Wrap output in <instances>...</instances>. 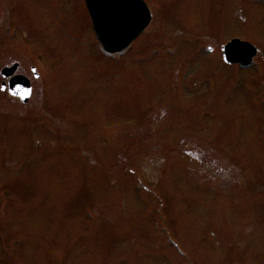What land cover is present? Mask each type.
Listing matches in <instances>:
<instances>
[{"label":"rangeland","instance_id":"374dc122","mask_svg":"<svg viewBox=\"0 0 264 264\" xmlns=\"http://www.w3.org/2000/svg\"><path fill=\"white\" fill-rule=\"evenodd\" d=\"M148 2L112 60L82 0H0V68L46 71L26 104L0 92V264H264V66L202 53L263 59L264 0Z\"/></svg>","mask_w":264,"mask_h":264},{"label":"water","instance_id":"95a60500","mask_svg":"<svg viewBox=\"0 0 264 264\" xmlns=\"http://www.w3.org/2000/svg\"><path fill=\"white\" fill-rule=\"evenodd\" d=\"M92 18L93 27L104 50L116 52L128 45L148 22L144 7L139 0H85ZM255 49L234 40L225 47V55L230 62L243 61L252 56ZM12 71L14 68L11 69ZM11 70L8 71L10 75ZM30 89L28 79L21 75L11 77L9 92L17 88ZM17 95L25 96L21 92Z\"/></svg>","mask_w":264,"mask_h":264},{"label":"flooded vegetation","instance_id":"af4514ba","mask_svg":"<svg viewBox=\"0 0 264 264\" xmlns=\"http://www.w3.org/2000/svg\"><path fill=\"white\" fill-rule=\"evenodd\" d=\"M25 68H22L21 67V64L20 63H18V69H17V73H22V74H24V75H26V76H28L26 73H25ZM29 78H30V81H31V87H32V91H31V94L33 93V82H35L36 80H39V77L37 78H35L34 76L32 77L31 75H29L28 76ZM31 77H32V79H34V81L31 79ZM0 81H3V79L1 78V80ZM2 92H5V91H2ZM31 97V96H30ZM14 99H16V97L14 98Z\"/></svg>","mask_w":264,"mask_h":264},{"label":"snow or ice","instance_id":"6c2138e0","mask_svg":"<svg viewBox=\"0 0 264 264\" xmlns=\"http://www.w3.org/2000/svg\"><path fill=\"white\" fill-rule=\"evenodd\" d=\"M0 91H7V89L0 88ZM25 93V95H30L31 94V89H23V88H17L15 91L11 92V95L15 96L18 93ZM25 98V96H21V99Z\"/></svg>","mask_w":264,"mask_h":264}]
</instances>
